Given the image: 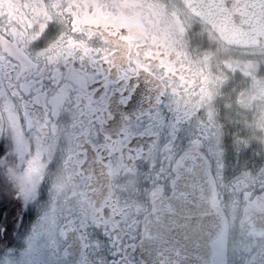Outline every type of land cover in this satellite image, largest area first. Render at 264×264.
<instances>
[{"label":"flooded vegetation","instance_id":"flooded-vegetation-1","mask_svg":"<svg viewBox=\"0 0 264 264\" xmlns=\"http://www.w3.org/2000/svg\"><path fill=\"white\" fill-rule=\"evenodd\" d=\"M129 86L143 104L124 112ZM0 109V199L30 156L55 178L42 229L25 216L0 264H141L191 154L220 223L210 264H264V46L227 47L181 0H0Z\"/></svg>","mask_w":264,"mask_h":264},{"label":"water","instance_id":"water-1","mask_svg":"<svg viewBox=\"0 0 264 264\" xmlns=\"http://www.w3.org/2000/svg\"><path fill=\"white\" fill-rule=\"evenodd\" d=\"M181 0L190 14L207 24L227 47L264 46V0ZM0 109V144L4 138ZM171 196L154 203L145 219L137 256L141 264H210L220 223L210 208L205 162L186 156L178 168Z\"/></svg>","mask_w":264,"mask_h":264},{"label":"rangeland","instance_id":"rangeland-1","mask_svg":"<svg viewBox=\"0 0 264 264\" xmlns=\"http://www.w3.org/2000/svg\"><path fill=\"white\" fill-rule=\"evenodd\" d=\"M47 166L48 164H41L36 158L30 156L26 161L8 165L7 171H1L6 183L14 184L20 202L28 205L30 211L26 218L31 220L33 216L35 222L32 224V230L35 233L42 229L41 224L46 221L45 212L50 201L46 184L55 179L47 174ZM28 230L23 232L27 234ZM29 233L27 235L32 236Z\"/></svg>","mask_w":264,"mask_h":264},{"label":"snow or ice","instance_id":"snow-or-ice-1","mask_svg":"<svg viewBox=\"0 0 264 264\" xmlns=\"http://www.w3.org/2000/svg\"><path fill=\"white\" fill-rule=\"evenodd\" d=\"M135 86H129L125 92L120 95L119 104L124 112H129L137 107V104L142 105L143 101H137L134 97ZM143 109L133 118L141 127H144L140 116L143 115ZM150 114V113H149ZM131 123V121H129ZM162 127V126H161ZM157 133L159 129H153ZM140 137H137L139 139ZM0 155H4V146L0 145ZM12 203L13 206L9 207L8 204ZM30 209L26 203H21L19 198H13L12 201H5L0 199V240H8L12 233L18 232L20 225H22L25 216L29 213Z\"/></svg>","mask_w":264,"mask_h":264},{"label":"built area","instance_id":"built-area-1","mask_svg":"<svg viewBox=\"0 0 264 264\" xmlns=\"http://www.w3.org/2000/svg\"><path fill=\"white\" fill-rule=\"evenodd\" d=\"M57 155H58L57 162H60L62 158L65 156V146L63 144L61 145Z\"/></svg>","mask_w":264,"mask_h":264},{"label":"trees","instance_id":"trees-1","mask_svg":"<svg viewBox=\"0 0 264 264\" xmlns=\"http://www.w3.org/2000/svg\"><path fill=\"white\" fill-rule=\"evenodd\" d=\"M4 180H5V179H4ZM5 183H6V181H5ZM7 190H8V192H10V186H9L7 189L4 190L6 194H8ZM24 220H25V219H24ZM25 224H26V221H24L23 226H24Z\"/></svg>","mask_w":264,"mask_h":264}]
</instances>
